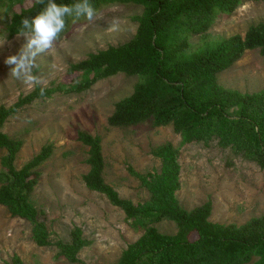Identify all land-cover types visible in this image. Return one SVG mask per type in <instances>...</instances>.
<instances>
[{"label": "trees", "instance_id": "trees-1", "mask_svg": "<svg viewBox=\"0 0 264 264\" xmlns=\"http://www.w3.org/2000/svg\"><path fill=\"white\" fill-rule=\"evenodd\" d=\"M26 0H0L9 14ZM72 4L75 0H55ZM47 0H45V4ZM98 13L115 4L143 7L131 17L138 24L129 41L91 53L71 64L66 80L46 87L44 95L36 86L10 107H0L1 159L0 206L12 218L32 226V241L39 247L55 245L58 258L78 263L79 253L91 242L83 230L75 227L69 242H53L45 220L32 201L40 179L41 166L52 156L53 146L42 148L32 160L17 169L16 160L23 141L2 132L8 118L21 108L54 94H80L98 82L118 74L138 77L132 94L115 104L108 119L112 128H129L147 121L154 127L172 125L182 144L217 143L264 170V91L242 93L220 85L218 74L228 70L247 51L259 50L264 58V23L249 27L245 35L236 34L216 43L196 47L195 36L207 34L220 15H232L242 0H90ZM44 5L35 4L13 12L6 22L7 38L17 36L20 21L37 15ZM75 22L67 18V34ZM59 38V39H60ZM78 141L88 148L89 171L83 176L86 187L106 197L109 203L124 212L131 226L142 235L123 251L116 264H264V216L252 218L243 225H224L211 221V201L193 210L185 209L177 198L181 190L180 149L167 142L152 149L161 161L159 169L146 174L129 167L150 193L143 205L122 198L106 183L102 137L78 132ZM174 222L177 232L161 233L156 223ZM196 236L195 239L192 237ZM13 264H25L19 255Z\"/></svg>", "mask_w": 264, "mask_h": 264}, {"label": "rangeland", "instance_id": "rangeland-1", "mask_svg": "<svg viewBox=\"0 0 264 264\" xmlns=\"http://www.w3.org/2000/svg\"><path fill=\"white\" fill-rule=\"evenodd\" d=\"M33 3L35 0H26L5 14L0 2V40H4L0 46V107H10L34 89L12 77L9 73L14 65L5 64L6 58L17 54L27 42L22 36L8 39L6 22L13 12ZM142 11V6L115 4L104 7L91 23L85 19L74 23L50 52L37 57L39 69H34V74L44 80L40 86L48 88L64 82L71 64L129 41L138 27L131 17ZM259 23H264V0H242L234 14L218 17L207 38L195 36L190 42L196 47L213 44L236 34L245 35L249 27ZM138 80L118 74L80 94L57 93L38 100L8 118L2 132L23 141L17 169L43 147L53 146L52 156L40 168L41 179L31 198L42 212L51 240L69 242L71 231L79 227L91 244L79 253L78 263L58 258L55 245H36L31 239V224L12 218L6 207L0 206V264H13L16 254L25 264H116L127 246L142 235L126 220L123 211L86 187L83 176L89 171L88 148L78 141L79 131L102 137L105 181L135 205L145 204L150 193L129 173V167L142 174L159 169L161 161L151 151L170 142L180 149L182 186L177 198L185 209L190 211L211 201V221L224 225H243L264 216V170L231 149L217 143L184 145L172 125L154 127L151 121L129 128L109 126L115 104L132 94ZM218 81L224 88L242 93L264 91V58L260 51H247L218 74ZM4 155L6 151L0 149V171ZM155 227L163 234L177 232L176 224L167 220Z\"/></svg>", "mask_w": 264, "mask_h": 264}, {"label": "clouds", "instance_id": "clouds-1", "mask_svg": "<svg viewBox=\"0 0 264 264\" xmlns=\"http://www.w3.org/2000/svg\"><path fill=\"white\" fill-rule=\"evenodd\" d=\"M35 4L44 7L34 17H24L17 33L18 37H25L27 42L17 54L10 55L5 60V64L14 65L9 74L31 88L44 84L42 77L34 74V69H39L37 57L55 47L66 29L67 18L71 17L73 22L84 18L89 23L97 18L90 0H75L72 4H58L55 0H47L45 4V0H35ZM3 43L4 40H0V46ZM44 92L45 88L41 87L40 95H44Z\"/></svg>", "mask_w": 264, "mask_h": 264}]
</instances>
